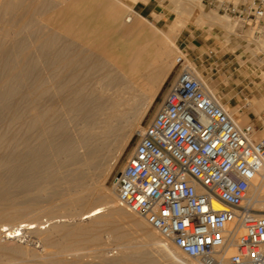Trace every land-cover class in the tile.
<instances>
[{
  "label": "bare ground",
  "instance_id": "obj_1",
  "mask_svg": "<svg viewBox=\"0 0 264 264\" xmlns=\"http://www.w3.org/2000/svg\"><path fill=\"white\" fill-rule=\"evenodd\" d=\"M138 1L133 0L128 5L129 12H135L133 9ZM202 1L171 0L173 11L178 17L176 22L180 23L187 15L198 11L199 16H195L198 24L227 29L229 18L214 13L205 14ZM90 3L93 0H0V34L3 32L4 36L19 38L28 30L37 32V35L33 33L29 36V41L19 39L11 42L17 38L11 41L0 38V110H12L11 117L0 112V170L20 167L29 172L26 180L19 181L16 175L7 182L0 180V190H5V197L14 198L10 189L19 184L31 187L28 196H59L61 190L52 187L53 179L62 178L66 181L73 172L69 169L63 171L65 166L60 164L64 160L80 162L86 172H91L96 168L102 150L109 149L111 145L108 141L114 135L113 122L119 123L123 119L133 118L139 97L137 94L128 93V89L138 87L142 93L139 96L145 98L141 113L146 114L174 69L173 53L179 51L176 46L179 34L174 33L175 27L170 32H164L163 39L157 42L154 39L149 40L145 29L141 27L137 40L132 44L126 42L127 49L122 54H117L113 50V44L120 46L125 41L123 37L114 35L127 33L124 15L114 11L110 14L113 23L102 26L96 19V16H100V11L89 7ZM43 9L48 10L49 15H55L53 25L50 22L45 23L43 19L35 23L31 18V15L40 11L42 13ZM126 31L130 33V30ZM7 46L13 47L11 54L5 52ZM256 46L257 50L251 52L255 55L264 54L263 32ZM32 47L35 49L36 58H30L29 52L27 55L28 49ZM82 73L84 74L80 75ZM194 73L202 81L206 92L218 99L202 77L196 71ZM78 79L82 84L79 89L73 86ZM114 89L121 91V94L112 93ZM58 92L62 96L59 105L54 106L45 101L56 96ZM220 103L223 105V102ZM223 106L240 127L247 124L249 126L248 116L242 113V109L233 110L227 105ZM21 110L27 112L21 113ZM253 110L257 114L264 111V96L253 102ZM112 114L113 122L110 123ZM62 115L66 119H62ZM105 116L108 117L102 121L103 125L105 123L103 128L89 123L97 122ZM71 123L80 131L78 142L61 135L68 131ZM144 129L141 120L135 121L130 133L121 139L117 150L125 152L131 137ZM11 131H15V135L9 137ZM260 135L262 134L256 132L255 137ZM93 136L98 137V140L93 141L96 153L92 157L79 155L77 151L88 145V140ZM111 173L112 170H106L105 180ZM85 185L81 181L73 187L80 188ZM67 186L69 188L70 184ZM97 186L91 187L87 196L67 203L70 210L86 207L78 221L76 219L72 222L62 216L46 221L30 219L19 222L16 228L7 224L1 225L4 218L15 222L16 219L35 212V205L21 207L18 203H12L8 208H0V246L3 234H6V241L14 245H21L27 234H35L41 248H44L42 253L35 255L37 264H94L86 261V258L94 255L99 259L96 264H132L145 254L153 255L154 247L159 248L163 258L165 256L168 261L171 260L168 263L186 264L185 261H188L189 264H203L198 259L188 258L174 245L160 239L145 219L127 211L119 203L116 187L108 190L103 184ZM19 199L16 198L15 202ZM247 203L258 214H264V167L249 190ZM219 209L223 210L225 207L220 205ZM126 223L131 229L125 227ZM135 232H142L146 239L139 241ZM241 232V226L234 227V234L226 252L219 258L221 264L235 252L237 237ZM111 243L120 248L117 261L106 256V248Z\"/></svg>",
  "mask_w": 264,
  "mask_h": 264
},
{
  "label": "built area",
  "instance_id": "obj_2",
  "mask_svg": "<svg viewBox=\"0 0 264 264\" xmlns=\"http://www.w3.org/2000/svg\"><path fill=\"white\" fill-rule=\"evenodd\" d=\"M242 1L227 3L225 12L260 35L264 0ZM220 102L185 67L153 122L136 134L137 146L115 178L118 200L203 264H221L239 225L224 264H264V214L247 203L264 167V137H255L254 125L240 127Z\"/></svg>",
  "mask_w": 264,
  "mask_h": 264
},
{
  "label": "rangeland",
  "instance_id": "obj_3",
  "mask_svg": "<svg viewBox=\"0 0 264 264\" xmlns=\"http://www.w3.org/2000/svg\"><path fill=\"white\" fill-rule=\"evenodd\" d=\"M132 2L133 0H102V1L93 0V3H90L88 6L92 7L93 10L96 9L95 11L97 12L100 11L99 12L100 16H96V19L98 20V22L100 21V25L102 26H109L113 23V20L110 18V14L112 12L116 11L122 13L124 15L123 19L125 21L124 24L126 26L125 32L127 33L124 34L123 32L120 33L119 35L115 34L114 36L123 37L125 43L128 42V44H132L137 40L139 34V28L141 27L145 29L149 40L154 39L156 42L163 39L164 32H170L172 27L176 28V31H174V33L179 34L176 40V46L178 47L179 51L173 53L172 58L174 59V64L172 66H174V69L172 70L168 80L166 82L164 81L165 82L164 84L162 83L163 84L162 89L160 90V93L158 94L156 101L148 109L147 113L143 114L141 113V108L145 98L139 96L142 93L138 90V87L135 88L131 87L130 89H128V93L133 95L137 94L139 97L138 98L139 103H136V106L134 107L135 109H134L133 118L123 119L118 123L112 121L113 120V114H112L111 117L112 119L110 123L113 122L114 124L113 126H115V129H114L113 137L108 141V143H110L111 145L109 144L110 145L109 149L102 150L100 154L101 157L99 158L97 164L95 165L96 168H93L91 172L89 173L86 172L85 168L81 167L83 164H81L80 162L78 163V162H71L70 160L67 161L64 160L63 163L60 164V166H65V169H63V171L69 169L72 170L73 172L69 174V177L66 179V181L65 179L63 180L62 178L53 179L52 187H57L61 190L59 196H54L52 194H49L44 198H35L34 196L31 195L28 196L27 193H29V188L31 187L29 185L25 186L20 184L10 189L11 192L13 193L14 198L5 197L6 195L5 190L4 191L0 190V198H3L0 201L1 209L8 208L12 203H18L19 206L21 205V207L35 205V207L37 208V210L32 214L30 213V215L28 216L26 215L27 217L24 216L23 218L22 217L18 218L15 220V222L9 221L8 219L4 218L3 223L1 225L7 224L10 225L11 227L15 226L17 228L18 225L20 224L19 222H22L24 220L40 219L41 221H46L48 219L59 216L64 217V219L71 220L72 222L73 220L75 221L76 219H77L76 221L80 220L81 219L80 214H82L84 210H86V207L83 206V207H79L76 210H70L71 208L68 207L67 203L76 201L78 198L87 196L91 187L95 186L97 188L98 187L97 185L100 186V184L101 185L103 184L105 188L108 190H113L115 188L116 176L121 171H123L138 143V138L135 133L130 139L127 150L125 152H120L117 150V147L119 146L121 139L130 133L131 126L135 121L141 120L143 128L149 127V125L153 122L159 109L161 108V105L171 85L174 83L176 78L179 76V74L182 72V70L185 67H189L192 70L194 69L193 71L194 72L196 71L197 74L200 77H202V79L209 87V89L215 93V95L218 97V99H220L221 102L222 99L231 100L235 97V100L233 101L232 105H229V107L233 110L242 109L241 110L242 113L248 116L250 124L254 125L257 128V133L262 134L260 136H256V138L261 139L264 137V133H262L264 131V111L261 114H257V112L253 110V102L257 98L260 99L264 96V62H263L264 54L258 53L257 55H255L251 52V50H255V51L257 50L256 42H258L261 39V35L262 32L264 33V30L261 31L259 35L256 33V30L254 29L253 26H245L239 23L237 19H233L224 10V7L227 3L239 4L242 3L243 1L242 0H203L202 1V10L205 14L214 13L220 17L226 16L229 18L230 23L227 29L215 25L198 24L196 22V17H195V16H199L198 11H196V13L193 15H187V18L184 21L180 23L176 22L178 17L176 13L173 11V8L171 6V0H139L133 9L136 13L129 12L128 5H131ZM104 11H106L105 12L106 14L104 13ZM48 13H49L48 10L43 9L42 13L40 11L37 14L31 15V18L34 19L35 23H38L41 19H43L45 23L50 22L49 24L52 23L53 25V23H55L53 20V18H55L54 17L55 15L53 14L49 15ZM138 14L145 17V19H141V17ZM126 30H130L129 31L130 33H128V31ZM33 33H35L33 32V30H28L22 34L23 38L22 36H20L19 38L16 37L17 38L16 39L15 37L4 36L5 33L2 32L0 36L3 37L0 38H2V40L8 39V41L14 40L13 38L16 39L15 41H11V42H17L19 41V39H21V41L22 40L29 41L30 40L29 36ZM24 35H26L25 36L26 39L24 38ZM35 35H37V32L35 33ZM224 40H226V43L223 42ZM214 41L216 43H221L220 45L223 48L227 47L230 52V56H228L227 58L230 61H234L233 62L234 64L232 66L233 67L232 72L239 77V81L236 82L235 84V86H237L238 84L235 94L222 95L219 92L220 89L219 86L215 84L216 82L211 84V79L205 77L204 67L201 66L200 64H197L194 61V59L191 58L190 56L191 50L195 51L196 49H199L200 53L203 54V58L205 59V55L208 53V50L213 47L212 44ZM125 43L120 46L114 43L113 44V46L115 45L113 47L114 52H116L117 54L119 53L122 54L123 51H125L128 47V44L126 43L127 44L126 45ZM8 47L9 46L5 48V52L11 54L12 52L11 48L13 47L11 46L9 48ZM34 50H35L34 47L28 49L27 55L29 52L30 55L28 56L30 58L32 57L36 58L35 56L36 53ZM2 51L4 52V49ZM83 74L84 73L80 75ZM73 86L79 89L80 86H82L81 81H79L78 79L76 82H74ZM114 90L112 91V93H117V95L121 94V91L115 90L116 91L115 92ZM25 92L26 90L24 91L23 95H25ZM58 95L60 96L56 97ZM56 96L51 97L50 99L47 98L45 101H48L49 104H53L54 106H57L59 105V99L62 96L59 92ZM248 102H251V104L249 103V107L247 106ZM11 111L12 110H6L2 112V110H0L1 114L4 113L5 116L7 117L12 116ZM25 111L26 110H21L20 112L23 113ZM62 117H61L62 119H66V116L62 115ZM107 117L108 116H105L102 117L101 120H98L97 122L90 121L89 123L91 125H98L97 127L103 128L105 123L103 125L102 121ZM247 126L248 124L244 127ZM11 132H9V137L15 135V131H11ZM78 132L80 133L76 125L74 123H71L68 131H66V133L62 132L61 135L63 134L65 135V138L68 137L67 139H71V140L73 139L75 142H78L80 141L79 138H77L79 136ZM97 138H95L94 136L91 137L88 140V145H86L83 148H80L79 151H77L79 152V155H83V156L87 155L88 157H92L96 153V149L93 146V141ZM22 156H27V155L23 154ZM10 169L0 170V180H4L7 182L12 178L13 175H16L19 181L26 180V178H28L27 176L29 175V172L26 168L22 169L20 167H15L14 169L13 168ZM106 170H112V173L105 180ZM81 181L83 183H86V185L80 188L73 187L74 185L79 184V182L81 183ZM67 184H70L69 186L70 189L68 188ZM15 197L18 199L21 197V199L15 202L16 199ZM54 210L56 212H54ZM124 225L126 228L131 229L129 224L126 223ZM140 233L142 232H138V233L135 232V234H137L136 237L138 238L139 241L140 240L144 241L146 239V236L143 233L142 235ZM5 235L6 234H3L1 236L4 240L1 238L2 244L0 246V264H37L36 262L37 259L35 255H37L39 252L42 253L44 251V248L43 247L41 248L42 245L38 242L39 240L35 234L33 235L27 234L28 236L27 235L25 236L26 238L22 240L21 245H14L10 242H7L5 239ZM141 236H143V238ZM107 248H106V256L108 258H111L112 260L117 261L120 256L119 254L120 248H118V246H115V244L113 243H111ZM157 248L154 247L155 253L153 255L145 254L140 258L141 260L138 259L132 264H153V263L172 264V263H168L171 260L168 261V259H166L165 256L164 258L167 261L164 260L163 254H161V251H159V248L157 250ZM156 255L161 257L159 258ZM98 260L99 259L96 255L86 258L87 262L94 264H96ZM185 262L186 264H189L188 261Z\"/></svg>",
  "mask_w": 264,
  "mask_h": 264
},
{
  "label": "crops",
  "instance_id": "obj_4",
  "mask_svg": "<svg viewBox=\"0 0 264 264\" xmlns=\"http://www.w3.org/2000/svg\"><path fill=\"white\" fill-rule=\"evenodd\" d=\"M223 42L226 43V40ZM220 44L214 41L213 47L208 50L205 59L199 49L191 50L190 56L197 64L204 67L205 77L211 79V84L216 82L215 84L219 86V92L222 95L235 94L238 86V84L237 86L235 84L239 81V77L232 72L234 61H230L227 58L230 56L229 49L227 47L223 48ZM234 100L235 97L231 100L222 99V102L224 105L229 106L232 105Z\"/></svg>",
  "mask_w": 264,
  "mask_h": 264
}]
</instances>
